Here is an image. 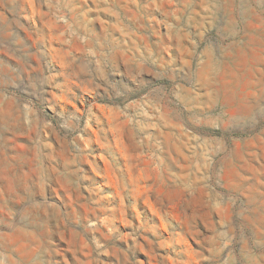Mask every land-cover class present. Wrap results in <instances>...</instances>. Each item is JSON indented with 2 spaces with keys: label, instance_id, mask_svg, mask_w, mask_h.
Instances as JSON below:
<instances>
[{
  "label": "rangeland",
  "instance_id": "374dc122",
  "mask_svg": "<svg viewBox=\"0 0 264 264\" xmlns=\"http://www.w3.org/2000/svg\"><path fill=\"white\" fill-rule=\"evenodd\" d=\"M0 264H264V0H0Z\"/></svg>",
  "mask_w": 264,
  "mask_h": 264
}]
</instances>
